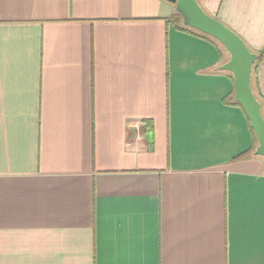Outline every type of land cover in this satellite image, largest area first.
Wrapping results in <instances>:
<instances>
[{"label":"crops","instance_id":"obj_1","mask_svg":"<svg viewBox=\"0 0 264 264\" xmlns=\"http://www.w3.org/2000/svg\"><path fill=\"white\" fill-rule=\"evenodd\" d=\"M198 2L264 53V0ZM175 11L0 0V264H264L230 55Z\"/></svg>","mask_w":264,"mask_h":264},{"label":"water","instance_id":"obj_2","mask_svg":"<svg viewBox=\"0 0 264 264\" xmlns=\"http://www.w3.org/2000/svg\"><path fill=\"white\" fill-rule=\"evenodd\" d=\"M175 5L185 25L219 41L228 51L230 58L221 67L231 72L234 78V99L247 113L251 127L257 137V156L264 157V116L261 104L251 86L253 66L257 55L250 51L245 41L217 18L209 15L198 0H167Z\"/></svg>","mask_w":264,"mask_h":264},{"label":"trees","instance_id":"obj_3","mask_svg":"<svg viewBox=\"0 0 264 264\" xmlns=\"http://www.w3.org/2000/svg\"><path fill=\"white\" fill-rule=\"evenodd\" d=\"M169 21L175 23L176 26L178 28L182 29V30L191 31V32L196 33L198 35H201V36H203L205 38H209V39L213 40L214 42H216L217 44L222 45L219 41H217L213 37L208 36V35L200 32V31H197V30L192 29L189 26L185 25V23L183 21V17L177 12V10L175 11V13L170 18ZM221 47L223 48V50H225L228 53L227 49L223 45ZM250 51L253 52V53H255L257 55V59H256V62L254 64V66H253V71H252L251 86H252L253 92L255 94V97L257 98V100L261 104V112H262V114L264 116V96L260 92V89H259V81H258V69H259L260 64L263 61L264 53L263 52H256V51H254L252 49H250ZM234 95H235V89H234V91L229 96H227V98L225 99V101H228L230 104L240 105L239 103H237L235 101ZM249 122H250V120H249ZM251 129H252V127H251ZM252 132H253V136H254V140H253L252 146L250 147L249 150H247L246 152L240 154L235 159H240V158H244V157H248V156L255 155V151H256L257 146H258V140H257V137H256L253 129H252Z\"/></svg>","mask_w":264,"mask_h":264},{"label":"rangeland","instance_id":"obj_4","mask_svg":"<svg viewBox=\"0 0 264 264\" xmlns=\"http://www.w3.org/2000/svg\"><path fill=\"white\" fill-rule=\"evenodd\" d=\"M218 45H219L220 48H222V47H221L222 45H220V44H218ZM226 56L229 57L228 54H227Z\"/></svg>","mask_w":264,"mask_h":264}]
</instances>
